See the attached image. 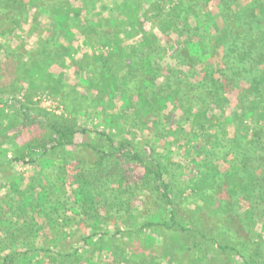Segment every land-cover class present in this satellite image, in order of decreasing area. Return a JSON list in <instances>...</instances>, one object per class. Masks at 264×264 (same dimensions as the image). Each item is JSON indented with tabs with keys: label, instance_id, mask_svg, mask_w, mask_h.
Returning a JSON list of instances; mask_svg holds the SVG:
<instances>
[{
	"label": "trees",
	"instance_id": "obj_1",
	"mask_svg": "<svg viewBox=\"0 0 264 264\" xmlns=\"http://www.w3.org/2000/svg\"><path fill=\"white\" fill-rule=\"evenodd\" d=\"M119 1L124 6L120 9L119 18L127 28L134 27V21L140 14L139 7L144 3L135 5ZM192 1L183 3L185 1L179 0L178 5L172 8L176 15L173 12L167 14L168 19L161 27L162 37L147 40L143 35L144 39L137 40L136 47L145 54L140 62L118 66L116 61L127 55L121 38L127 31L116 30L112 36L103 34L100 41L82 43L87 38L85 23L88 22L87 15L83 14L84 4L79 2L80 5H76L72 0H0V155L10 152V164L25 162L27 158L33 163L38 159L40 168L38 185L33 189H37L36 199L21 190L24 181L19 176L7 179V190L0 196V264H159L156 255L151 254L153 250L158 253L159 248L161 253L164 251V259L173 264H178L175 260L178 252L182 254L187 250L194 255L187 264H264V193L259 186L258 174L242 183L237 180L236 170L221 169L225 162L223 151L228 149L230 139L220 143V135H208L210 140L213 139L212 158L205 156L206 161L199 164L196 172L200 178L195 177L191 181V193L197 195L200 203L211 213H234L253 231L258 250L248 257L239 253L229 231L223 228L206 231L198 220L194 221L193 216L187 214L183 203L175 201L176 188L172 186L171 173L162 154L154 151L142 154L135 149L129 137L116 138L97 127L88 128L78 120L50 114L35 100L41 91L54 97L61 95L66 86L63 71L74 66L73 48L66 43H73L80 35L81 47L95 45L89 56L100 66L104 81L103 85L96 83L99 75L92 79V72L81 67L79 78L92 87L95 96L100 94L105 109L113 108L108 106L113 100L129 102L133 95L127 92L129 82L131 85L134 77H144L142 84L137 86L140 93L136 98L156 112L165 111L169 107L167 102H171L170 121L190 128L186 133L187 144H200L205 128L217 127L211 123V117L215 116L212 109L221 108L220 102H233L230 98L233 96L234 101L239 102L233 107L234 123L241 122V112L242 118H250L257 124L250 134L249 143L260 161V169H264L261 139L264 137V0H248L242 9L236 8L237 0H202L205 17L212 21L207 24L210 27L207 30L212 29L215 34L206 42L189 45L193 61L197 59V66L204 70L202 86L190 79L192 71H180L182 76L185 73L186 82L181 75L176 80L175 63L170 64L172 57L167 51L162 52L158 45L166 46L172 36L178 34L179 20L186 23L189 15L197 19L195 1ZM164 4L165 0H158L156 10L162 11ZM178 6L186 12L185 18H181ZM214 8H217L216 14L212 12ZM108 10L111 17L113 11ZM114 19L115 15L111 20ZM26 25L27 30L24 29ZM33 35L36 48L31 54L26 44L30 43ZM151 41L157 46L155 54L151 50ZM209 45L216 48L212 47L211 53L204 52L203 48L208 49ZM105 48L109 51L106 52ZM226 51L232 53L227 63L223 60L226 59ZM216 57L222 58L218 67L207 71L206 62ZM161 60L170 67L160 73L158 66L165 67ZM123 72L127 81L124 89L130 96L115 95L116 84L120 83L119 77ZM128 73H132L133 78L127 79ZM161 77L165 83L162 87L157 84ZM137 87L131 92L137 91ZM149 92L151 101L145 98ZM184 100L191 102L190 105H181ZM194 102H208V107H211L204 109ZM203 120L206 121L203 123ZM118 130L122 131L119 127ZM147 134L154 139L159 137L152 129ZM209 139L205 138L202 143H210ZM1 146H7V149L1 151ZM71 146L90 149L94 153L95 171L115 157L137 165L142 169V175L137 179L120 180L115 187H112V182L91 180L84 175L86 170L79 165V160L72 166L54 162L59 149L60 155L65 156V149ZM69 172L71 176H68ZM219 180L222 184L213 194ZM75 182L82 183L76 187L75 199L72 200L66 192ZM57 188L61 189V195L55 196ZM144 192L149 197L143 198ZM55 201L56 206H53ZM117 226L118 231L110 230ZM166 230L174 233L170 243L164 241ZM87 231L90 233L86 234ZM114 234H120L123 241L128 238L127 241L132 243L124 247H127L126 251L115 248L116 242L106 244L109 240L106 237ZM72 236L78 237V247H68L67 241ZM90 246L97 249L96 258L85 256ZM102 257L106 259H100Z\"/></svg>",
	"mask_w": 264,
	"mask_h": 264
},
{
	"label": "rangeland",
	"instance_id": "obj_2",
	"mask_svg": "<svg viewBox=\"0 0 264 264\" xmlns=\"http://www.w3.org/2000/svg\"><path fill=\"white\" fill-rule=\"evenodd\" d=\"M72 1L76 5H80L81 3L84 4L83 14L88 17V22L85 23L87 38L82 40V43L89 40L100 41L103 38L101 37L103 34H111L110 36H112L116 30L127 31L125 35H121V38L124 40L123 43L127 55L116 61L118 66H121L123 63H125V66H132L133 62H140L143 59L145 54L142 50L136 47V43H139L137 40L144 39V37L147 38V40H155L156 37H162V23L165 22V19H168V13L173 12V15H176V11H173L172 8L177 6L179 2V0H165V7L159 12L155 8V3L158 0H124L134 3L135 5L136 3H144V6L139 7L140 14L138 16L135 15L138 19L137 21H134V24L136 25H134V27L127 28L123 19L119 18L120 9L124 7L123 3L119 0V2H117V0ZM194 1V10L197 19L190 15L187 16L186 12L178 6L181 18H185L187 16L186 23L179 20L181 22H178L177 24L179 26L178 34H174L171 42L166 46L161 43L158 45L162 48V52L165 50L167 51V54H170L172 57L173 63L171 61V63H168H175L173 67L176 68V72L174 73L176 80H178L181 75V77L185 78L183 81L186 82L187 78L184 75L185 73L183 72L182 76L180 71H192L190 79L194 82H200V86H202V80H204V70L197 66V59L193 61V57L189 51V45L191 43L196 44L198 42H206L208 39L214 37L215 34L212 32V29L209 31L207 30L210 28L207 24L212 21H210L211 19H207L205 17L202 0ZM194 1H192V3H194ZM247 1L248 0H237L235 5L236 8L242 9L247 4ZM79 2L80 4H78ZM182 2L186 3L187 0H182ZM108 9L113 11L111 17L107 13V11H109ZM212 12L216 14L217 8L212 9ZM114 15L115 21L111 20ZM24 29L27 30L28 25H26ZM22 36L27 40L26 35L23 34ZM79 38L80 35H77L76 40L73 43H66L68 46L70 44V47L73 48L74 59L72 62L74 66L65 68L63 71L65 74V88L58 97H54L45 91L39 92L36 95L35 100L38 101L40 107L50 114L62 116L68 120H78V122L84 123L88 128L97 127L103 131L110 132L114 134L116 138H123L124 136H127L133 142L135 149L142 154H148L151 151L162 154V157L166 158V164H168L169 171L171 173L170 178L172 186L173 188H176L174 190L175 201H178L179 204L183 203L182 206L184 205L183 207H185L187 214L190 216L192 215L194 221L198 220L206 231L213 228L216 230L223 228L226 232L229 231L230 239L237 243L238 251L243 257H248L252 252L258 250V241L253 236V231L248 229L236 214L211 213L203 203H200L201 200L199 197L191 193V181L195 179V177L196 179L200 178L196 172L199 171V164L206 161L205 156L212 158L211 151L213 139L211 138L210 140L208 135H213L215 133L220 135V143L225 142L226 139L231 140V142H229V147L224 144V147H228V149L223 151L225 162L223 168L221 169L226 170L228 168H232L233 170H236L237 180L240 179L242 183L248 182L251 177L258 174L259 186L261 191L264 193V169H260V161L255 156L253 150H251V144L249 143L250 134L256 128L257 124L250 118H242L241 116L243 114L241 112L239 113L241 122L239 124L234 123L235 111L233 107L235 108L239 103L238 101H234L235 97L230 96V98H233V102H229V104L227 102H220L222 109L219 107L218 110L212 109L215 116H212V113L210 112L209 115L212 116L211 123L213 125L217 124V127L205 128L204 133L201 135L200 144L198 142L187 144L186 141L188 140V136L186 133L190 132V128L185 127V125L182 124L180 125V123L173 124L170 121L168 112L172 111L173 104H171V102H167L169 107L165 111L156 112L153 107L150 108L146 106L141 99L136 98L140 93V91H138L139 87L137 86L142 84L144 77H141L140 79L136 77L133 78L132 73H128L127 79H131V77L133 78L131 80L133 83L130 85L129 82L130 89L127 91L130 95L133 94L130 96L124 89V84L127 82L126 73L123 72V74H120V83L118 85L116 84L117 88L115 95H129L130 101L126 102L122 99L113 100L108 105L110 108H113L110 110L105 109L100 101V94L95 96L92 91V87L82 83L81 78H79L81 75V67L82 70L84 69L85 71L92 72V79L95 78L96 74L99 75L96 77V83L103 85L104 81L100 66H97L96 63L92 62V59L89 56V52L91 50H95V45L87 44L86 46L83 45L81 47ZM89 43L91 42L89 41ZM14 44H17V42L14 41ZM150 46L152 52L154 54L157 53V46L153 42L150 43ZM212 47L216 48L215 45H209L208 49H205L204 47L203 51L211 53ZM26 48L30 50L29 53L33 54L32 50H35L34 48H36V39L34 35L30 39V43L26 44ZM105 50L106 52L109 51L108 48H105ZM231 54V51H226L227 57L225 56L226 59L223 58L225 63L231 60ZM37 55L38 51L36 52V56ZM179 58L181 61H173L176 59L178 60ZM221 59L222 58L216 57L213 61H209L208 63L206 62V70H214L218 67ZM161 62H163V66L165 67H162V65L158 66L160 73L169 65L163 60H161ZM169 67L170 66L167 68ZM200 72L202 73L200 74ZM157 84L161 87L165 86V83L162 81V77L157 80ZM135 87H137V91L135 90L137 93L136 95H134L135 92H131V89H134ZM156 91L158 92L157 88ZM149 93L150 95L145 97L147 101L152 100V94L151 92ZM190 103L191 102L184 100V102H181V105L183 104L184 106H187L190 105ZM194 103H198L200 106H203L204 109L211 107H208L210 105L207 104L208 102ZM243 103L245 105L247 101ZM143 106H145V108H143ZM181 116L182 115H178L177 117ZM204 121L206 120H203L202 122L204 123ZM118 127L121 128L122 131H119ZM150 129L156 132L159 137L154 139L153 136H149L147 133L150 132ZM205 138L209 139L210 143L204 145L202 142ZM261 139L264 145V137ZM15 142L19 143L20 141ZM6 149L7 146H1V151ZM59 151L61 150L59 149ZM59 151H57V156L54 158L55 163L63 166H72L75 161L79 160V165L82 168L84 167V170H86V174H84L85 176L91 177V180L95 179L96 182H112L114 184L112 187H115L118 181L126 178H140L143 172L137 165L126 163L115 157L107 162L100 170L95 171L93 166L95 155L90 149L80 146L67 147L64 151V154H66L65 156L60 155ZM38 154H40V152H38ZM11 156L12 154L10 152L0 155V196L4 195L7 190V179L14 175L19 176V178L24 181L23 185L20 186L21 190H25L29 195H32L35 198V191L37 189H33L38 185L37 181H39V175L37 172L40 170L38 159L33 163L28 162L27 158L25 162L10 164L9 160L11 159ZM58 157L60 158V161H57ZM68 176H71L70 172L68 173ZM79 183H72L68 193L66 192L72 200L75 199V192L77 190L76 187H78ZM221 184L222 181L219 180L214 186L215 191H212L213 194L216 192V188L218 189ZM55 194V196L61 195V189L57 188L55 190ZM147 195V192H144L142 197L145 198ZM13 201L18 203L17 199H14ZM55 203H57V201L54 202L53 206H56ZM164 218H167V214H164ZM110 230L118 231V226L111 228ZM85 233L89 234L90 232L87 231ZM173 235L174 233L171 230L164 231V241L166 243H170V241H173ZM106 239H109L106 244L116 242L114 245L115 248L118 247L123 249L126 245L129 247L132 244L130 241H127L128 238L123 241L120 234L107 236ZM77 240L78 237L72 236L67 241L68 247H78L79 245L77 244ZM119 243H121V245ZM137 246L140 248V244ZM127 247L124 248V251H126ZM95 250L97 249L94 246H90L86 251L85 256H93L96 258L97 255ZM138 254L140 255V253ZM151 254L152 256L156 255V257H154L159 261V264H173V262L164 259V251L161 253V248H159L158 253L153 250ZM191 257H194V255L190 250L184 251L182 254L180 251L178 252V256L175 257V260L178 264H187ZM100 259L106 258L102 257ZM134 259L136 260V257Z\"/></svg>",
	"mask_w": 264,
	"mask_h": 264
}]
</instances>
